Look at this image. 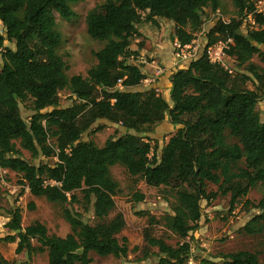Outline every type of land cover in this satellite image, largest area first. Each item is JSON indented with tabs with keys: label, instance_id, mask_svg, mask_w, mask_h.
Listing matches in <instances>:
<instances>
[{
	"label": "trees",
	"instance_id": "trees-1",
	"mask_svg": "<svg viewBox=\"0 0 264 264\" xmlns=\"http://www.w3.org/2000/svg\"><path fill=\"white\" fill-rule=\"evenodd\" d=\"M84 1L0 0L4 33L0 34V167L20 176L21 192L27 189L33 198L59 205L70 229L58 237L39 222L24 228L19 209H13L7 213V234L0 237V244L16 243V255L47 253L48 264H91V253L125 258L127 240L118 239L124 218L117 213L110 219L119 191L110 168L121 166L150 188L175 190L171 229L181 242L172 247L147 233L144 240L157 249V264H188L193 244L187 238L199 229L201 203L229 196L232 212L251 189L264 184V68L252 63L257 57L264 65V14L256 13L264 0H233L239 18L216 21L199 57L170 76V105L153 90L135 91L146 78L138 66L128 63L138 55L130 49L131 40L141 37L137 26L159 29V20L171 22L173 39L187 45L204 26L203 10L216 13L218 0H104L85 18L88 36L104 43L95 53L97 64L86 77L69 78L58 54L61 35L54 15L71 21L75 17L71 6ZM249 16L254 27L243 34L240 28ZM218 43L227 45L224 54L242 73L232 75L209 62L207 49ZM118 80L121 91L114 89ZM62 91H68L72 101L65 108L58 100ZM28 100L33 115L26 122L19 105ZM165 118L180 128L158 157V148L142 135ZM97 121L121 127L125 134L110 135L102 148L83 142V134ZM23 151L32 159L56 162L35 165L23 158ZM240 162L244 168L235 170ZM207 183L217 192H207ZM143 200V194L133 195L135 203ZM75 205H81L83 212L92 210L95 223H85L73 210ZM245 205L256 214L242 231L248 236L263 234L264 195L256 205L247 201ZM29 209H34L33 203ZM222 259L221 264H261L258 254L249 251ZM0 264L17 263L0 255Z\"/></svg>",
	"mask_w": 264,
	"mask_h": 264
},
{
	"label": "rangeland",
	"instance_id": "rangeland-1",
	"mask_svg": "<svg viewBox=\"0 0 264 264\" xmlns=\"http://www.w3.org/2000/svg\"><path fill=\"white\" fill-rule=\"evenodd\" d=\"M104 0H85L82 3L72 5L71 8L75 13V17L71 21H63L58 15H54L56 20V29L61 35V45L58 49V54L66 63V75L71 78L73 76L86 77L89 69L97 64L95 53L98 52L104 43L92 40L87 32L85 18L88 12L93 9L100 8ZM219 8L216 13H219L223 21L237 20L238 14L234 7L233 0H218ZM258 5V4H257ZM215 12L210 8L203 10L202 20L204 23L202 35H196V41L199 44V55L207 43V33L212 29L216 18ZM253 20V18H252ZM149 29L153 33L156 32L152 26L147 24L139 25V28ZM138 28V29H139ZM252 28L249 20H245L240 28L241 33H245ZM159 29H163V41H167L174 35V25L171 22L159 20ZM159 29H157L159 31ZM0 34L4 35L3 27L0 23ZM140 38L131 40L130 49L146 48L150 52L152 49H158L155 46L146 45ZM175 41V40H174ZM4 46L13 48L7 42ZM227 48L224 43H218L215 46L216 54H219L220 49L224 52ZM133 51V50H132ZM139 53L137 56L131 57L128 60L129 64L139 66ZM152 61V59H151ZM1 62V51H0ZM220 63L223 67L229 70L232 75L242 73L236 68L234 61L228 58L225 54L221 56ZM252 63L264 68L257 57L252 59ZM162 66V64H159ZM247 87L253 89L252 84H247ZM139 88V87H138ZM141 89H148L145 85H140ZM59 105L62 108L70 106L72 103L68 91H62L58 96ZM261 106V105H260ZM19 111L22 118L29 122L33 115L32 103L28 100L26 103L19 105ZM156 124L147 128L146 134L142 137L147 140L153 148L157 147V154L160 157L162 147L169 140L170 135L175 133L160 134ZM102 127V130L94 132L93 130ZM124 135L125 131L121 127H115L105 121H97L91 128L82 136L83 142H93V144L102 148L108 135ZM160 134V136H158ZM19 147V142H16ZM23 158L32 164H46L53 166L56 159H45L39 157L32 159L30 155L23 151ZM244 168V163L240 162L235 166V170ZM110 176L118 183L119 191L114 197L116 210L110 216V219L117 213H120L125 221V227L122 233L118 236L119 242L122 243V238L127 240V256L117 259L114 257L101 258L91 253V264H157L158 257L155 256L157 249L149 247L145 240V234L162 239L167 245L176 247L181 241L171 229V219L173 217L171 207L176 202L175 190L171 187L150 188L140 178L130 177L126 170L121 166L110 168ZM20 176L15 173H8V183L11 187H20ZM174 184V183H172ZM9 193L0 191V237L7 234L4 228L7 220V213L13 209H19L22 216V226L25 228L34 222L43 224L50 235L65 237L70 233L68 224L64 221L62 208L59 205L47 202L43 198H33L29 191H20ZM207 192H217V187L207 183ZM141 193L144 195V200L141 203L133 201V195ZM264 195V184L259 183L249 191L246 198H243L235 206L232 212L229 211V196L218 197L216 200L206 203H201L202 218L199 223V229L194 234H190L187 240L193 244L192 256L188 264H221L222 257L229 253L238 251H249L258 254L259 261L264 264V233L255 236L246 235L242 229L256 214V211L251 206H246L245 202L256 205ZM80 202L82 196L78 193ZM33 203L34 209H29V204ZM81 205H75L73 210H78L82 214V219L85 223L93 225L92 210L83 212ZM191 236H193L191 238ZM193 240V242L191 241ZM32 244L37 247L36 242ZM15 244H0V255L8 261H14L17 264H48L47 253H34L27 255L21 253L16 255Z\"/></svg>",
	"mask_w": 264,
	"mask_h": 264
},
{
	"label": "crops",
	"instance_id": "crops-1",
	"mask_svg": "<svg viewBox=\"0 0 264 264\" xmlns=\"http://www.w3.org/2000/svg\"><path fill=\"white\" fill-rule=\"evenodd\" d=\"M259 10L264 13V5L259 6ZM137 28H139V26H137ZM138 33L141 35L140 40H142V42L144 41L146 45L152 46L151 49L153 48V46H155L158 49H154V50L152 49L151 52L146 48L132 49L133 51H138L140 55L138 67L140 68L142 74L146 78L153 77V79H155V82L152 83L151 85H145V87H147L148 89L146 88L141 89L139 87L135 89V91L145 92L148 90L157 89L159 91V94L157 96L162 98L167 104L170 105V89H171L170 76L172 75L173 72L180 69V67L174 65L173 48H172V43L174 42L173 35L172 38L169 39L167 42V41H163V36H164L163 29H159V31L156 29V32L153 33L149 29L142 30V28L140 27L138 29ZM159 64H162V66H159ZM159 71L160 74L158 75ZM179 128L180 127L172 126L169 123L168 119L165 118V120L158 127L159 129L158 133L160 134H164V132L175 133ZM160 134H158V136H160ZM172 135H170L168 138H170ZM109 136L110 135H108V137ZM7 220L9 221L8 217Z\"/></svg>",
	"mask_w": 264,
	"mask_h": 264
},
{
	"label": "built area",
	"instance_id": "built-area-1",
	"mask_svg": "<svg viewBox=\"0 0 264 264\" xmlns=\"http://www.w3.org/2000/svg\"><path fill=\"white\" fill-rule=\"evenodd\" d=\"M263 5H264V1H261L258 3L256 13L264 14L263 12H261L259 10V6H263ZM214 17L216 18V21H219V20L223 21V19L219 15V13H215ZM247 20H249L252 24V27H254V22L252 20V16H249L247 18ZM202 33H203V30H201L199 32V35H202ZM198 36L195 35L194 39L187 45H181L178 41H174L172 43L174 65L175 66L180 67V68L186 67L187 65H189L191 62H193L194 60H196L199 57V44L196 41V37H198ZM215 46L209 47L207 49L208 60L212 64H219V65L223 66L222 63H220V60H221V56H224V52L220 49L219 54L217 55L216 52H214L216 50ZM225 46H227V45L225 44ZM159 74H160V71L158 72V75ZM154 82H155V79H153V77L152 78H146L142 81L141 85L142 84L143 85H151ZM114 89L119 90V91L123 90L122 80H118L116 82ZM153 91L155 92L156 95L159 94V91L157 89L153 90ZM8 173H9L8 171L3 170L0 167V191L1 192L7 191V192L12 194V193L18 191L19 187H11L10 186V184L8 183ZM26 191H28V190L26 189Z\"/></svg>",
	"mask_w": 264,
	"mask_h": 264
}]
</instances>
